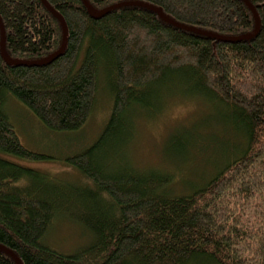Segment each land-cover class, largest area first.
<instances>
[{"label":"trees","instance_id":"obj_1","mask_svg":"<svg viewBox=\"0 0 264 264\" xmlns=\"http://www.w3.org/2000/svg\"><path fill=\"white\" fill-rule=\"evenodd\" d=\"M45 1L65 22L63 53L37 66L7 65L0 53V246L21 264H264V0H248L259 29L237 42L176 28L141 7L93 19L82 0ZM126 1L220 36L254 29L242 0H87L97 10ZM0 20L11 59L39 60L61 46V26L41 0H0ZM101 89L110 98L101 130L64 160L77 178L8 159L49 158L20 143L8 99L47 131L71 134L87 123ZM164 90L172 99L203 97L208 110L225 114L215 127L233 132L223 154L219 147L207 153L208 144L198 147L205 138L200 134L168 138L166 146L178 150L170 162L189 157L194 164L197 154L214 155L206 162L213 165L210 178L180 182L187 191H178L176 181L190 166L136 167L125 152L135 138L133 117L157 115ZM217 133L211 139L225 142L228 135ZM57 220L87 236L70 254L47 242ZM0 264L15 262L0 251Z\"/></svg>","mask_w":264,"mask_h":264},{"label":"rangeland","instance_id":"obj_2","mask_svg":"<svg viewBox=\"0 0 264 264\" xmlns=\"http://www.w3.org/2000/svg\"><path fill=\"white\" fill-rule=\"evenodd\" d=\"M170 92V90H164L160 93L162 96L161 105L163 106H161L162 108L157 115L151 114L153 115L150 116L151 118L141 113L136 116L133 115L132 121L135 125L133 136L135 138H133L131 143L127 144L125 152L127 150L129 160L136 167H165L168 170L182 171L183 167L190 166L189 168H193V170L189 172L186 170L180 173V178L176 181L180 189L178 191H187V189H183L184 186L180 182L192 179L191 182L198 184L210 178L214 170L213 165L207 163L213 161L214 155L211 152L206 159L205 153L197 154L194 164H191V159L187 156V159L181 164L178 159L170 162L168 159H173V154L178 152V150H172L169 145L168 147L166 146L168 138L173 133H185L188 139H192L191 136L196 137L197 134H200L205 136V138L204 142L198 147L208 144L210 148H206V151H204L206 153L210 149L216 152L219 147L220 150L222 149L223 154L225 149H228L229 145L234 143V137L230 134L233 133L231 129L228 132V128L215 127L222 121L223 117L225 119V114L220 111L216 113V110H210L212 106L208 110V103L203 97L199 95L175 97V95L181 94H174L175 99H172L169 96ZM6 103V112L14 125L20 143L32 152L49 156L45 161L19 160L13 157H8V159L24 167L46 172L59 178H65L67 175L71 178H77L78 175L65 166L64 160L69 155L81 151L94 141L95 136L101 130L108 116L110 108V98L101 89L95 110L84 127L76 133L56 134L44 129L20 102L10 98ZM162 114H178L181 118L170 119L167 125H161L160 117ZM218 131L225 132L228 135L225 138V142H217L211 139V137H218ZM208 140H210L209 143L206 142ZM212 141L214 143H211ZM185 155L187 154L185 153L182 156L184 157ZM49 232L47 236L49 246L54 250L67 254L77 249L87 238L80 228L62 220H57Z\"/></svg>","mask_w":264,"mask_h":264},{"label":"water","instance_id":"obj_3","mask_svg":"<svg viewBox=\"0 0 264 264\" xmlns=\"http://www.w3.org/2000/svg\"><path fill=\"white\" fill-rule=\"evenodd\" d=\"M243 3L246 5V7L249 9V11L251 12L252 16H253V20H254V29L251 33L246 34V35H241L238 37H225V36H220L217 34H213L211 32H206V31H201L192 27H187L184 25H181L177 22H175L174 20L170 19L169 17L165 16L162 11L154 6H150L141 2H136V1H126V2H121L118 4H115L113 6H110L108 8H104L101 10H97L94 9L93 7H91L87 0H82L84 6L86 7L88 14L91 18L93 19H99L100 17H102L103 15H105L106 13H108L109 11H112L114 9L120 8V7H141V8H145L148 9L152 12H155L159 18L171 25L174 26L176 28L188 31V32H192L198 35H202L211 39H215L217 41H223V42H237V41H242V40H250L252 37H254L259 29V19L257 16V13L254 9V7L248 2V0H242ZM41 2L43 3V5L46 7V9L57 19V21L59 22L60 26H61V30H62V42H61V46L60 48L50 54L49 56L39 59V60H35V61H19V60H14L11 59L5 51V47H4V42H5V38H4V29L0 20V53H1V57L4 60V62L7 65H32V66H37V65H46L50 62H52L53 60H55L57 57H59L64 49H65V44H66V36H67V29H66V25L65 22L63 20V18L56 12L54 11L45 0H41ZM0 251L4 252L6 255H8L14 262L15 264H21L20 260L14 255V253H12L11 251H9L8 249H6L3 246H0Z\"/></svg>","mask_w":264,"mask_h":264},{"label":"snow or ice","instance_id":"obj_4","mask_svg":"<svg viewBox=\"0 0 264 264\" xmlns=\"http://www.w3.org/2000/svg\"><path fill=\"white\" fill-rule=\"evenodd\" d=\"M181 118L178 114L177 115H169V114H162L160 117L161 125H167L170 119H179Z\"/></svg>","mask_w":264,"mask_h":264}]
</instances>
